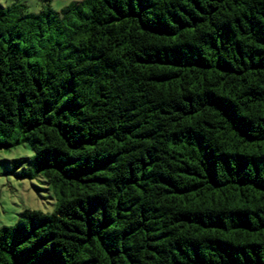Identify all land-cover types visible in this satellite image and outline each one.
Wrapping results in <instances>:
<instances>
[{
  "label": "trees",
  "instance_id": "obj_1",
  "mask_svg": "<svg viewBox=\"0 0 264 264\" xmlns=\"http://www.w3.org/2000/svg\"><path fill=\"white\" fill-rule=\"evenodd\" d=\"M0 4V150L51 212L0 264H264V0Z\"/></svg>",
  "mask_w": 264,
  "mask_h": 264
},
{
  "label": "rangeland",
  "instance_id": "obj_2",
  "mask_svg": "<svg viewBox=\"0 0 264 264\" xmlns=\"http://www.w3.org/2000/svg\"><path fill=\"white\" fill-rule=\"evenodd\" d=\"M77 0H50V6L60 11L65 6ZM25 4L27 11L38 13L45 0H6L7 6L12 4ZM6 7L5 5L1 4ZM32 152L26 146H19L11 151L0 150V228L12 226L17 223L19 214L25 209L51 212L54 208L53 200L46 185L37 179H19L15 174L21 172L23 167L16 170V161L31 158Z\"/></svg>",
  "mask_w": 264,
  "mask_h": 264
},
{
  "label": "clouds",
  "instance_id": "obj_3",
  "mask_svg": "<svg viewBox=\"0 0 264 264\" xmlns=\"http://www.w3.org/2000/svg\"><path fill=\"white\" fill-rule=\"evenodd\" d=\"M0 4H3L7 7L6 0H0Z\"/></svg>",
  "mask_w": 264,
  "mask_h": 264
}]
</instances>
